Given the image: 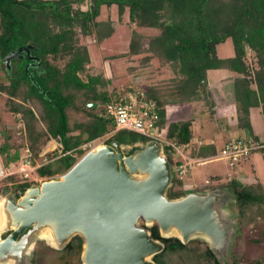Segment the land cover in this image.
<instances>
[{
  "label": "trees",
  "instance_id": "16d2710c",
  "mask_svg": "<svg viewBox=\"0 0 264 264\" xmlns=\"http://www.w3.org/2000/svg\"><path fill=\"white\" fill-rule=\"evenodd\" d=\"M102 8H115L118 22L126 14L125 24L130 28L126 51L111 58L139 57L140 65L156 59L178 73L169 85L148 86L143 92L154 103L157 130L164 131L165 138L183 144L192 139L190 119L166 121L168 105L202 101L212 115L203 83L210 70L234 74L230 84L238 130L251 133L252 108L259 109L264 122V0H0V63L10 52L29 45V56L34 58L29 60L22 53L21 59H12L9 71L5 69L8 81L0 83L4 97L0 107L2 167L17 164L22 149L36 167L48 145L54 143L52 155L35 168L39 178H53L65 174L90 150L92 142L106 135L103 144L130 146L127 155L148 141L129 131H115L104 108L121 95L106 91L109 78L88 71L90 57L82 40L90 38L100 45L115 32L109 13L99 19ZM139 29L157 33L144 35ZM228 39L233 55L219 57L217 47ZM6 117L19 127L8 126ZM261 146L258 150L264 159ZM164 155L173 171L167 198L193 193L185 192L166 149ZM0 183L9 186L16 198L38 185L19 173L4 176ZM221 189L233 198L237 231L242 233L237 241L241 249L222 264H264V180L243 184L231 178L212 190ZM147 230L150 238L162 244V251L152 258L155 264H221L200 241L182 244L175 237H161L156 226ZM81 250L82 240L74 236L61 249L58 260L81 264Z\"/></svg>",
  "mask_w": 264,
  "mask_h": 264
},
{
  "label": "water",
  "instance_id": "95a60500",
  "mask_svg": "<svg viewBox=\"0 0 264 264\" xmlns=\"http://www.w3.org/2000/svg\"><path fill=\"white\" fill-rule=\"evenodd\" d=\"M30 49L29 45L6 55V70L22 53L33 60ZM171 180L157 142L146 141L129 155L117 142L98 145L59 179L3 201L0 264L9 259L25 264L32 237L44 229L60 249L72 237H80L81 264H155L152 258L162 251V244L150 238L151 226L161 237H175L182 244L203 238L213 253L220 254L229 238V224L221 220L220 192L168 199Z\"/></svg>",
  "mask_w": 264,
  "mask_h": 264
},
{
  "label": "rangeland",
  "instance_id": "374dc122",
  "mask_svg": "<svg viewBox=\"0 0 264 264\" xmlns=\"http://www.w3.org/2000/svg\"><path fill=\"white\" fill-rule=\"evenodd\" d=\"M110 15L112 21L115 25L114 35L105 43L106 45L98 49L96 44L90 41V38L82 40V42H86L90 57V64L88 66V71L90 69L91 73H102L104 77L110 79V83L106 86V91L113 93H120V97L124 94L125 96L132 95L137 91L144 92V90L148 86L152 85H169V80L173 77H178V73L174 69H171L168 66H163L156 59H152L146 65H140L139 57H134L132 59L126 58H111L113 55L120 54L126 51V46L129 40V32L130 28L125 24L126 14L123 16L122 22L117 21V15L115 13V8H111L107 11L105 8H102L99 19H105L106 16ZM140 33L144 35H155L157 31L153 29H139ZM217 54L219 57L225 58L233 55V48L230 40H226L224 43L220 44L217 47ZM114 57V56H113ZM4 64L0 63V83H6L8 81V73L5 71ZM225 70L217 71L215 73H211L209 79L211 82L217 81L221 76H229L230 74ZM86 73L81 74V77L85 79ZM213 80V81H212ZM210 82V84H211ZM212 87V86H211ZM227 89L230 91L231 84L227 86ZM226 90H220L221 95L224 92L226 94ZM208 90V89H207ZM232 91V90H231ZM209 92V90H208ZM209 95L211 96L210 92ZM124 96V97H125ZM3 95L0 94V107L3 103ZM201 106H203L202 101H198ZM199 106V105H198ZM197 106V107H198ZM198 110H194L196 112ZM207 114L205 111L201 110L196 112L193 115V125L192 131L197 138L196 134L200 132V125L204 127L208 125L209 133L207 137L213 136L212 141L214 148L216 149L213 157H208L206 159L197 160L192 163L188 174L186 177L182 178L183 188L188 191L204 193L207 191H211L218 184H225L227 181L232 179H242L244 184H251L256 179H259V182H263L264 180V159L263 153L260 151H253L249 153V158H239V159H231L226 157L219 156V152L221 147L225 144V140H227L229 135H226V139H222V132H220L217 123H208ZM251 121H252V129L251 133L255 138L264 139V122L261 114L259 113V109H252L251 111ZM6 122L8 126L13 128L19 127L10 117H6ZM169 122V121H168ZM205 124V125H204ZM202 136L206 137V133L204 134L202 131ZM108 135L104 138L96 140L90 144V149L103 145L104 139H106ZM224 137V135H223ZM229 138L228 140H230ZM227 140V141H228ZM195 139L192 144H196ZM226 141V142H227ZM264 141V140H263ZM257 143H261L259 140L255 141ZM141 145V144H138ZM191 145H189L190 147ZM54 143H50L46 149V152L38 159L36 167L45 162L47 157H50V154L53 153ZM130 146H126V150L129 149ZM23 153V149L20 152V156ZM173 161V157L171 156ZM19 163L12 165L10 167L4 168L0 164V179L4 176L8 175L9 172L18 173ZM253 170V171H252ZM24 173L27 174V177L24 176ZM19 172L22 178H27L29 180H34L38 182V185L50 179H59L60 174H57L53 178H39L35 169L26 170L25 172ZM173 177V171L171 172ZM239 181V180H238ZM186 186V187H185ZM191 186V187H190ZM212 188V189H211ZM220 192L223 201L221 203L220 212L221 220L227 222L229 224V238L226 243L225 248L221 251V253H214L219 260H221V264L228 260L231 254L235 251L241 249L237 245V241L242 238V233L237 231L236 226V206L234 204L233 198L231 194L224 189L216 190ZM9 197L14 198V193L10 189L9 186H5L0 183V216L2 210V203ZM15 199V198H14ZM5 233H1L0 237L3 238ZM191 241H200L203 245L209 247V243L205 241L203 238L197 237L192 239ZM30 248L27 251L28 257L26 258L25 264H61L58 260L60 256L61 249L57 247L54 243L53 239L49 235V231L44 229L38 231L31 240ZM1 264H14L12 259L6 260ZM72 264H77L74 261Z\"/></svg>",
  "mask_w": 264,
  "mask_h": 264
},
{
  "label": "built area",
  "instance_id": "2783aa9c",
  "mask_svg": "<svg viewBox=\"0 0 264 264\" xmlns=\"http://www.w3.org/2000/svg\"><path fill=\"white\" fill-rule=\"evenodd\" d=\"M104 113L112 120L115 131L125 130L135 133L148 141L157 142L163 153L164 149H166L167 153L173 157V162L175 163L173 165L174 174L178 178L186 177L192 163L197 161L186 153L188 144L167 139L164 131L158 132L156 126L158 115L155 111L154 103L146 100L143 92L120 97L118 100L107 104L104 108ZM259 147L260 144L253 139L244 137L232 138L221 147L219 156L239 159L247 157L250 152ZM18 163V173H24L26 170L36 168L30 164L27 150H23ZM10 173H13V171ZM24 176L27 177V174L24 173Z\"/></svg>",
  "mask_w": 264,
  "mask_h": 264
},
{
  "label": "crops",
  "instance_id": "0c3cea01",
  "mask_svg": "<svg viewBox=\"0 0 264 264\" xmlns=\"http://www.w3.org/2000/svg\"><path fill=\"white\" fill-rule=\"evenodd\" d=\"M106 42H104L100 45H97V46H100V47H98V49L105 46ZM217 71H221V70H210V71H208L206 74L207 79L205 81V84L207 85V89L209 90V92L211 94V96H210V100L212 103V109L211 110L213 111L211 116L208 113L207 106H205L203 102H202L203 106H201V104L198 101H196V102H192V103H188V104L168 105L165 109L166 121L167 122L168 121L169 122H172V121L176 122V121L190 119L191 123H192L191 124V131H192V125H193V120H194L193 115L196 112L203 110L207 114L206 118H207V121L209 124L210 123L211 124L217 123V126L219 127L220 132H222V139L223 140L226 139V135H229L228 137L231 139L232 138H238V137H244L247 139L255 138L252 133L248 134V132H246L244 130L241 131V130H238L236 128V115H235V106H234V102H233L232 91H231V89H230V91L227 89V86L230 85L234 74L225 70L226 72H228L230 74L229 76L228 75L227 76H221V74H220V78L218 81H217V79H215V81L212 80L213 82H211L209 79L210 74L211 73L213 74ZM210 82H211V84H210ZM226 89H227L226 94L223 92L222 93L223 95H221L220 90H226ZM252 109L258 110V108H252ZM252 109H250V111H249V119H250L251 129H252V121H251ZM194 110H198V111L193 112ZM259 113H260V111H259ZM202 131L204 134L206 133V137L208 134H211V133H209L208 125H206L205 127L203 125H200V132L198 134H196L197 138H195L193 131H192V139H191L190 143L188 144V147L186 150V153H188V155L191 158L196 159V160H201V159H206L208 157H213V155L216 152V149L214 148V146H212L213 136L211 135V136L207 137V139H205V136H202V134H201ZM223 135H224V137H223ZM195 139H197V141L195 142L196 144H192V142ZM227 140H225V142ZM257 140H259L261 142L260 144L262 146L264 145V141H263L264 139H260L258 137ZM189 145H191V146L189 147ZM253 151H260V150L257 149V150H253ZM249 156H248V158H249ZM238 180L244 184L242 179H238ZM258 180L259 179L255 178V180L253 182L258 181ZM211 191H214V190H211Z\"/></svg>",
  "mask_w": 264,
  "mask_h": 264
},
{
  "label": "flooded vegetation",
  "instance_id": "af4514ba",
  "mask_svg": "<svg viewBox=\"0 0 264 264\" xmlns=\"http://www.w3.org/2000/svg\"><path fill=\"white\" fill-rule=\"evenodd\" d=\"M31 57V56H30ZM31 58H33V57H31ZM191 193V192H190ZM13 198V197H12ZM14 198L16 199V197L14 196Z\"/></svg>",
  "mask_w": 264,
  "mask_h": 264
}]
</instances>
